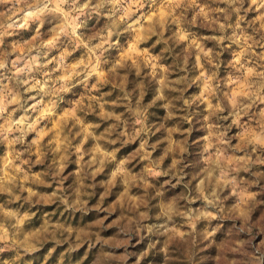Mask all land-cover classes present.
Returning <instances> with one entry per match:
<instances>
[{
    "label": "clouds",
    "instance_id": "1",
    "mask_svg": "<svg viewBox=\"0 0 264 264\" xmlns=\"http://www.w3.org/2000/svg\"><path fill=\"white\" fill-rule=\"evenodd\" d=\"M0 264H264V0H0Z\"/></svg>",
    "mask_w": 264,
    "mask_h": 264
}]
</instances>
